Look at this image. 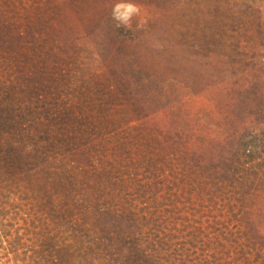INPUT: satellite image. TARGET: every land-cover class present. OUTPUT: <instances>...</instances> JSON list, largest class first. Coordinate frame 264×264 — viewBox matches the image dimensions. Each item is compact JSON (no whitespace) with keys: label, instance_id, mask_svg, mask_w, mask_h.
<instances>
[{"label":"rangeland","instance_id":"374dc122","mask_svg":"<svg viewBox=\"0 0 264 264\" xmlns=\"http://www.w3.org/2000/svg\"><path fill=\"white\" fill-rule=\"evenodd\" d=\"M8 73L118 136L143 264H264V0H0L1 131ZM20 142L0 165V264H111Z\"/></svg>","mask_w":264,"mask_h":264},{"label":"trees","instance_id":"16d2710c","mask_svg":"<svg viewBox=\"0 0 264 264\" xmlns=\"http://www.w3.org/2000/svg\"><path fill=\"white\" fill-rule=\"evenodd\" d=\"M6 76L5 100L12 117L5 119L9 130H0V165L4 160L17 165L13 160L17 146L29 140L34 154L44 160L48 178L66 186L70 203L83 214H92L91 219H81V225L107 239L111 264H143L139 225L125 217L120 212L123 206L117 204L122 202L121 192L128 189V184L116 177L129 168L117 155L118 136L108 139L103 124L80 120L85 108L71 107L56 92H49V87L21 84L14 73ZM9 123L16 124L18 133L11 132ZM120 146L126 149V143ZM93 205L100 210L96 212ZM65 213L72 219L73 214L68 210Z\"/></svg>","mask_w":264,"mask_h":264},{"label":"snow or ice","instance_id":"6c2138e0","mask_svg":"<svg viewBox=\"0 0 264 264\" xmlns=\"http://www.w3.org/2000/svg\"><path fill=\"white\" fill-rule=\"evenodd\" d=\"M131 11H133V9L129 8L127 12H125V13H120V15H122L123 17L126 18L127 15H128V13H130ZM118 12H119V10H118Z\"/></svg>","mask_w":264,"mask_h":264}]
</instances>
